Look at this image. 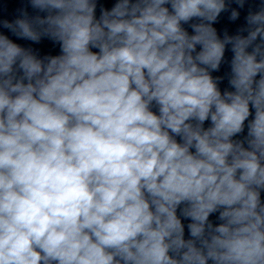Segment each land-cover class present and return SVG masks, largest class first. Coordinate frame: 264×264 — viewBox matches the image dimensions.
I'll use <instances>...</instances> for the list:
<instances>
[{"label":"clouds","instance_id":"clouds-1","mask_svg":"<svg viewBox=\"0 0 264 264\" xmlns=\"http://www.w3.org/2000/svg\"><path fill=\"white\" fill-rule=\"evenodd\" d=\"M246 5L5 0L0 264H264V0L215 26Z\"/></svg>","mask_w":264,"mask_h":264},{"label":"water","instance_id":"water-1","mask_svg":"<svg viewBox=\"0 0 264 264\" xmlns=\"http://www.w3.org/2000/svg\"><path fill=\"white\" fill-rule=\"evenodd\" d=\"M5 0H0V11H2V6L4 5ZM116 0H97V18L99 17L100 14V5H103L105 8L110 9L114 4ZM260 3V0H248V5H246L245 9L242 11L241 17L236 21V22H230L227 19V14H222V17L220 19V22L216 24L215 26L217 27L218 30H222L224 28H228L230 34H235L238 27L244 24V15L247 14L248 11V6L251 5L253 10L258 9V5ZM20 5V0H7V9L8 12L6 14L9 15V18H11V13L14 11L16 7ZM39 47H42L43 51L45 53L49 54H58L59 49L58 47H53L50 43L45 41L42 45ZM227 56L230 57L231 53H226ZM224 71L223 67L221 70V73H214V75L222 74ZM221 89L227 87V81L225 80L223 84L220 85ZM245 135H246V130H245ZM262 200H264V192L261 194ZM214 222L216 221V215L214 214L213 216L210 217ZM185 224L188 223V221H184ZM186 235H187V229H186Z\"/></svg>","mask_w":264,"mask_h":264}]
</instances>
